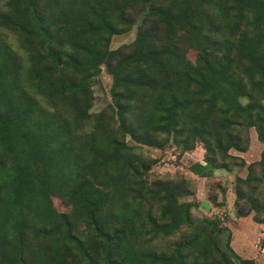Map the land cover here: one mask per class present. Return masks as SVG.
Segmentation results:
<instances>
[{"label":"trees","instance_id":"obj_1","mask_svg":"<svg viewBox=\"0 0 264 264\" xmlns=\"http://www.w3.org/2000/svg\"><path fill=\"white\" fill-rule=\"evenodd\" d=\"M132 12L128 49H111ZM102 65L110 100L91 115L84 81ZM250 129L262 148L235 177L233 208L264 223V0H3L0 264H30L27 240L39 264H254L216 217L191 214L184 179L117 170L139 158L129 141L200 144L198 176L244 165L228 151H245Z\"/></svg>","mask_w":264,"mask_h":264},{"label":"rangeland","instance_id":"obj_2","mask_svg":"<svg viewBox=\"0 0 264 264\" xmlns=\"http://www.w3.org/2000/svg\"><path fill=\"white\" fill-rule=\"evenodd\" d=\"M3 0H0V5ZM131 17L135 19L131 28L121 34L113 35L109 40L111 49L128 45L134 38L136 26L140 22V14L136 13ZM13 38L8 37L7 41L12 42ZM187 58L193 59V51L189 50L186 54ZM87 87V95L90 100L89 112L94 113L105 110L109 103V86L111 78L105 66L102 65L97 77L88 78L84 81ZM91 121L86 123L83 133H90ZM100 129H95L94 137L98 139L101 135ZM80 134V135H81ZM130 153L139 158L134 160L128 159L127 155L117 170H125L126 175H130L133 171L139 168L142 164L147 165L146 170H142L143 175L148 180L153 179H184L187 182L189 193L180 197L181 200H189L193 202L190 208L191 214L200 218L202 216L216 217L221 225L227 227L230 233V245L233 251L242 258L252 259L254 264H264V223H257L252 219L253 212L246 216H236L233 208L234 194L233 183L235 177L243 178L246 175V164L255 161L259 158V153L262 144L256 139L253 129L249 130V141L247 149L243 152H237L230 149V155L240 157L244 160V165H239L238 158L225 159L227 169H215L208 176H198L188 170V166L195 162L203 160L204 150L200 144L188 152H181L179 147H176L170 140L163 150L138 145L131 141ZM151 159H155L154 161ZM129 162L128 165L125 163ZM130 167L129 169H127ZM139 170V169H138ZM116 171V170H115ZM113 175L119 174L111 172ZM52 204L56 211H67L68 207L63 205L61 201L52 197ZM264 215V214H263ZM178 236V235H177ZM175 236L174 238H177ZM171 239H168V241ZM34 242L27 240V256L30 264H39L40 257H37L35 252Z\"/></svg>","mask_w":264,"mask_h":264},{"label":"built area","instance_id":"obj_3","mask_svg":"<svg viewBox=\"0 0 264 264\" xmlns=\"http://www.w3.org/2000/svg\"><path fill=\"white\" fill-rule=\"evenodd\" d=\"M167 153V152H166Z\"/></svg>","mask_w":264,"mask_h":264}]
</instances>
